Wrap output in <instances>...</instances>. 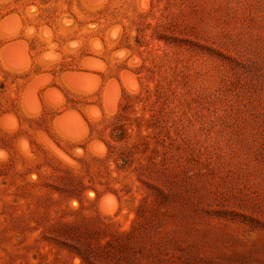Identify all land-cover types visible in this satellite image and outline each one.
<instances>
[{"label": "rangeland", "instance_id": "obj_1", "mask_svg": "<svg viewBox=\"0 0 264 264\" xmlns=\"http://www.w3.org/2000/svg\"><path fill=\"white\" fill-rule=\"evenodd\" d=\"M0 264H264V0H0Z\"/></svg>", "mask_w": 264, "mask_h": 264}, {"label": "clouds", "instance_id": "obj_2", "mask_svg": "<svg viewBox=\"0 0 264 264\" xmlns=\"http://www.w3.org/2000/svg\"><path fill=\"white\" fill-rule=\"evenodd\" d=\"M7 157L3 153H0V162H6Z\"/></svg>", "mask_w": 264, "mask_h": 264}]
</instances>
